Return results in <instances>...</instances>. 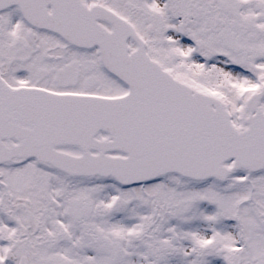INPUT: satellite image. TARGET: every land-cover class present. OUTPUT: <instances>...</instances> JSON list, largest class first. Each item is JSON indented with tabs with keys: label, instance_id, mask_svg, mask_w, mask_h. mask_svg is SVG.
Wrapping results in <instances>:
<instances>
[{
	"label": "snow or ice",
	"instance_id": "1",
	"mask_svg": "<svg viewBox=\"0 0 264 264\" xmlns=\"http://www.w3.org/2000/svg\"><path fill=\"white\" fill-rule=\"evenodd\" d=\"M0 264H264V0H0Z\"/></svg>",
	"mask_w": 264,
	"mask_h": 264
}]
</instances>
